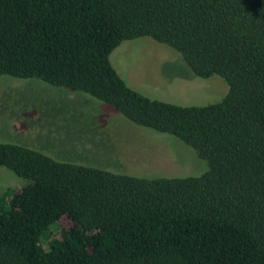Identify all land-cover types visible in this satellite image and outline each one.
I'll list each match as a JSON object with an SVG mask.
<instances>
[{
	"label": "trees",
	"instance_id": "16d2710c",
	"mask_svg": "<svg viewBox=\"0 0 264 264\" xmlns=\"http://www.w3.org/2000/svg\"><path fill=\"white\" fill-rule=\"evenodd\" d=\"M141 36L226 94L182 106L130 88L109 56ZM0 75L83 92L207 167L134 175L0 142L28 181L0 193V264H264V0H0Z\"/></svg>",
	"mask_w": 264,
	"mask_h": 264
},
{
	"label": "rangeland",
	"instance_id": "374dc122",
	"mask_svg": "<svg viewBox=\"0 0 264 264\" xmlns=\"http://www.w3.org/2000/svg\"><path fill=\"white\" fill-rule=\"evenodd\" d=\"M109 59L130 88L151 99L204 106L220 101L228 90L223 77L194 75L176 50L150 36L123 40ZM0 142L134 175L197 176L207 168L178 138L136 125L83 92L35 78L0 75ZM27 183L0 167V193H13ZM59 224L71 226L66 218Z\"/></svg>",
	"mask_w": 264,
	"mask_h": 264
}]
</instances>
